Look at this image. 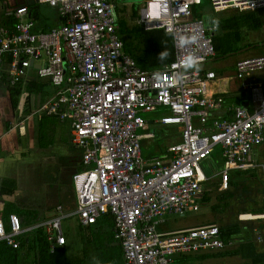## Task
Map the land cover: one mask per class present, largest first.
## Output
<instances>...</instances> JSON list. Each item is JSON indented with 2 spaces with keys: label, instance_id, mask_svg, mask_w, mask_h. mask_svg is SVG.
<instances>
[{
  "label": "built area",
  "instance_id": "1",
  "mask_svg": "<svg viewBox=\"0 0 264 264\" xmlns=\"http://www.w3.org/2000/svg\"><path fill=\"white\" fill-rule=\"evenodd\" d=\"M36 1L57 7L65 22L37 32L27 19V5L7 8L12 23L0 24V79L7 72L9 85H26L30 69L35 68L40 78L56 87L36 113L71 121L72 143L85 166L73 176L74 214L84 225L111 214L124 264H175L177 253L224 247L217 224L175 234H166L159 225L166 213L184 215L199 208L197 198L208 178L201 164L215 148L222 147L227 158L219 172L220 187L226 190L230 170L245 167L246 156L264 140V55L236 64L240 80L263 73L243 82L251 101L235 105L231 119L218 116L209 124L225 100L208 93L216 72L202 68L217 55L213 36L218 29L197 17L203 0L145 1L139 23L146 29L163 28L173 37L174 59L159 69H143L126 53L111 0ZM211 4L215 12L264 8V0H211ZM193 33L199 36L197 43L181 47V35ZM193 51L202 58L201 69L185 72L177 82L181 59ZM162 108L166 112L157 120L178 125L181 141L169 147V160L146 159L138 130L149 128L145 114ZM59 208L41 226H47L49 240L64 245L63 219L70 214ZM35 227H24L16 213L7 220L0 214V241L17 248Z\"/></svg>",
  "mask_w": 264,
  "mask_h": 264
},
{
  "label": "crops",
  "instance_id": "2",
  "mask_svg": "<svg viewBox=\"0 0 264 264\" xmlns=\"http://www.w3.org/2000/svg\"><path fill=\"white\" fill-rule=\"evenodd\" d=\"M5 1L11 4L10 6L27 5L29 8L27 19L34 22V30L37 32L49 31L61 26L65 22V18L57 7L45 4L46 6L48 5V8H43L40 5H44V3L36 0H0V8L7 7V4L4 5ZM111 1L115 6L118 22L117 30H119V19L124 20L125 16L129 19L127 21L128 25L132 26L139 23V14L144 4L136 6L135 3L127 4L121 2L123 4L119 5L116 0ZM50 7L51 9H49ZM136 7L137 10H135ZM256 12L261 19L258 29L264 33V8L256 10ZM205 22L209 24L213 21L210 18L206 19ZM11 23L12 20L6 14L2 18L0 17V24L11 25ZM251 43L262 44L258 47L244 50L248 51L253 49L258 50V52L235 59L231 71L222 68L219 64H214L212 67L207 64L209 61L220 58L219 54L212 57L202 66L204 70H214L216 72V77L208 82V93L215 97H222L225 100L218 111H213L212 117L208 122L209 124L212 122V119L218 116L231 119L234 114L233 108L235 105L240 101H251L250 92L243 86V82L261 78L263 73L256 72L243 80L235 76L236 64L240 59L264 55V38L258 41L254 40ZM232 55L229 54V56ZM28 78L26 87H29V81L31 79L33 81L39 80L38 82L44 83L46 88L42 91H35L31 95L28 94L27 90L24 91L25 93L20 91V94L14 99L11 95V86L7 83L0 82V210H3V212L0 211V214L7 220L8 217L6 215L10 211L9 214L16 213L20 216L24 227L37 226L23 237L25 239L24 244L17 248L12 247L14 249H21L24 254V261H20L19 264H39L37 263L38 259H36L35 250L32 249L36 234L39 230H42L51 252L63 246L49 240L48 228L46 225L41 226V224L55 217L58 214L59 207L65 213L70 214L69 216L75 215L77 205L73 176L75 173L84 170L85 166L81 151L72 143V124L70 119H61L56 114H48L45 112L40 114L36 113L42 104L54 95L56 87L48 78H40L35 68L30 69ZM49 86L55 87V91L50 92L48 90ZM28 96H31L29 102H27ZM35 102L38 103L37 106ZM27 103H29V106ZM27 107H31V112H25V108ZM160 111L161 113L166 112L163 108ZM35 117H37V122H35ZM147 119L149 125H158L162 128L173 126L162 124L151 115L147 116ZM30 120L32 121L30 122ZM64 121H69L70 124H62L65 123ZM195 123L199 124V121L195 120ZM64 130L67 131L65 132L66 138L68 136L67 139L61 136V132ZM144 130H149V128ZM177 132L179 134L178 140L181 141V130L179 126ZM141 135H143L144 139L154 136L152 132H146ZM174 143H177L176 140L166 145L159 156L144 157L146 159L159 158L169 160L172 157L169 147ZM263 144L264 140L261 144L251 149L246 156L245 162L247 165L245 167L232 168L230 170L229 188L226 190L220 187L221 178L219 175L227 159L223 148L221 147L223 162L219 171L217 170L212 173L210 169L204 170L203 164L210 162V156L202 162L203 171L208 178L202 183V190L197 198L200 206L197 210L201 208L202 203L211 204L217 221H210L209 223L199 224L193 227L217 224L220 229V236L224 240L225 245L222 248H205L192 252L177 253L175 255V264H209L212 258H220L221 256H238L237 263L231 264H264ZM255 170H258L259 174ZM255 194L261 198V207H253L255 209L254 211H238L235 201L254 202L253 196ZM241 207L245 209L250 208L246 205H241ZM169 214L176 213H166L161 217L162 222L159 225L161 229H166L168 220L165 219V216ZM227 214L229 218L226 216ZM245 216H251V218ZM231 218L240 221L244 230L243 234H240L241 230H238L240 234L238 237H231L233 234L231 230H234V228L227 229V231L224 229V226L231 224ZM65 219L67 217L63 219V223ZM97 222L99 224L95 226L94 231L106 237L113 235L114 240L111 242V245L120 247L115 237L113 216L111 214H105ZM79 223L82 224L80 218ZM63 231L67 238L68 235L66 234L64 225ZM108 233L111 235H108ZM69 241L67 238L66 244H69ZM3 242L11 246L5 240L0 241V243ZM222 249L225 250L222 251ZM189 254H196L195 259L191 261L189 256H187Z\"/></svg>",
  "mask_w": 264,
  "mask_h": 264
},
{
  "label": "trees",
  "instance_id": "3",
  "mask_svg": "<svg viewBox=\"0 0 264 264\" xmlns=\"http://www.w3.org/2000/svg\"><path fill=\"white\" fill-rule=\"evenodd\" d=\"M224 16V17H223ZM197 17H201V12L197 13ZM211 18V17H210ZM211 21L218 22V29L226 31L230 40L233 41L231 49H225L223 44L218 40L217 35L214 34L213 42L217 54L227 56L229 54L238 53L249 48L258 47L262 43H249L244 46H235L236 42L241 40V29L244 26H249L250 29L257 30L261 23V19L256 11L243 12L235 15H221L219 17L211 18ZM126 25H125V24ZM163 28L146 29L143 24L136 23L132 26L128 25L123 19H119V38L123 41V47L126 53L132 56L136 63L143 69H157L162 68L167 63L171 62L175 56L173 37L171 33H167ZM165 53L163 57L159 54ZM159 57V58H158ZM9 60V59H8ZM39 80L33 81L30 79L28 94L35 91H42L46 85ZM1 83L9 85L8 73L4 72L0 79ZM20 84V83H19ZM11 86V95L14 99L20 94L18 84ZM31 96H28L27 102L30 101ZM29 106V103H27ZM25 112H31V107L25 108ZM10 211L8 212V214ZM8 214L6 217H8ZM83 230L81 240V249L77 252L78 255L70 257L72 248L68 244L58 247L54 252L50 251L49 245L46 241L42 230L36 234V239L32 249L35 250L37 263L39 264H124L123 249L112 246L111 242L114 236H104L101 233L95 232L94 228L99 224L84 225L79 223ZM68 239L70 234L66 231ZM25 239L22 238L21 245L24 244ZM24 254L21 249H14L7 245L6 242L0 243V264H19L24 261Z\"/></svg>",
  "mask_w": 264,
  "mask_h": 264
},
{
  "label": "rangeland",
  "instance_id": "4",
  "mask_svg": "<svg viewBox=\"0 0 264 264\" xmlns=\"http://www.w3.org/2000/svg\"><path fill=\"white\" fill-rule=\"evenodd\" d=\"M116 1L119 3V5H121L123 3H127V4L135 3L136 6H139L141 4H144L146 0H116ZM121 2H123V3H121ZM4 5H6L7 7L5 6L6 8H4V7L0 8V17L1 18L3 16H5V11L7 8L13 7V6H10L11 4L7 3L6 1H5ZM40 6L43 8H48L47 7L48 5L46 6L45 4L40 5ZM49 9H51V7ZM135 10H137V7L135 8ZM199 11L201 12V17L205 20L210 19V17L215 18V17H219L221 15H235L238 13L250 12V11H239L237 9H227L226 11L215 12L213 10L211 0H203L202 5L199 6ZM124 21L127 22V21H129V19L125 16ZM215 35H217L218 40L223 44V47L225 49H228V50L231 49V44L233 43V41L230 40V36L226 31L219 29ZM263 38H264L263 31H261L259 29L258 30H255V29L252 30L249 28V26L248 27L244 26L241 29V40H240V42H236L235 46H244V45L249 44L250 42H252L254 40L258 41L259 39H263ZM257 52H258V50L252 49V50H248V51H240L238 53H234L233 55L230 54L232 56L227 55L229 57L220 55V58H218L214 61H209L207 64H209L210 67L214 66V64H219L222 68L231 71L233 69V62L235 59H238L239 57H245V56L253 55ZM18 87H19L20 91L23 90L22 91L23 93H25L24 92L25 90H27V92L29 91L28 87H26L23 83L18 84ZM48 90L50 92H54L55 87L49 86ZM35 105L37 106L38 103L35 102ZM38 107H40V106H38ZM149 115H151L155 120H157L161 116V111H157L154 114H152V113L151 114H145L146 117ZM36 118L37 117H35V119ZM31 121L32 120H30V122ZM35 122H37V119ZM64 122L65 123H62V124H70L69 121H64ZM177 129H178V125H173V126H169L167 128H162V127H159L158 125L153 126L152 124L149 125V130H144L142 128L139 129L138 134H143L146 132H152L154 134V136L151 138H145V139L142 138L141 145H142L143 155L144 156H159L161 151L165 149L166 145H168L169 143H171L172 141H175V140H176V142L180 141V140H178L179 134L177 132ZM65 132H67V131H65V130L62 131L61 136H64V138L67 139L68 136L66 138ZM262 157H264V155H262ZM261 161H263V160H261ZM222 162H223L222 148L218 147L210 155V162L203 164L204 170L210 169L212 173L216 172L217 170L219 171V169L222 165ZM209 163H211L210 166H209ZM255 172L257 174H259L258 170H255ZM253 197H254V200H253L254 202H251V201H248V202L235 201V205L238 207V211H245V210L254 211L255 209L253 207H255V208L261 207V204H260L261 198L259 196H257V194H255ZM241 205H246V206H249L250 208L245 209V208H242ZM0 211L3 212V210H0ZM226 216L228 217V214ZM245 217L251 218V216H245ZM165 219L168 220V222L166 223L167 227H166V229L164 228L162 230L166 234H175V233L190 229L188 227L194 228L193 226H196L199 224H206V223H209L210 221H217V219H215V214L212 211V206H211V204H208V203H202V206L199 210L188 211L184 215L169 214V215L165 216ZM230 223L231 224L224 226V229H225V231H227V229L234 228V230H231L233 233L231 235V237H238V236H240V234L244 233V230L242 228L240 221H237V220L231 218ZM63 225H64L65 230L68 231V233L71 236L68 246H70V248H72L70 251V257L73 258L76 255H78L77 251L79 249H81V244H82L81 236H82L83 230L81 229L80 224H79V216H77L75 214L73 216L67 217V219L64 220ZM238 230H241L240 234H239ZM108 235H111V234L108 233ZM235 239H237V238H235ZM225 249H222V251ZM193 255H191V254L187 255V256H189L191 261L195 259L196 254H193ZM237 258H238V256L237 257H222L221 256L220 258L214 257L211 259L209 264H211V263H219V264L237 263V261H236V260H238Z\"/></svg>",
  "mask_w": 264,
  "mask_h": 264
},
{
  "label": "clouds",
  "instance_id": "5",
  "mask_svg": "<svg viewBox=\"0 0 264 264\" xmlns=\"http://www.w3.org/2000/svg\"><path fill=\"white\" fill-rule=\"evenodd\" d=\"M52 3L54 4L55 0H52ZM212 23H213V25L218 26L217 21H213ZM167 33H168V31H167ZM198 40H199V36H198V34H195V33H193L191 35H181V37L179 39V45L181 47H188L189 45H195ZM164 55H165V53L159 54L160 57H163ZM202 63H203L202 58L200 56L196 55V53L194 51L187 53L180 61V66H181L182 71L178 73L179 78H177V82L182 80L183 74L185 72L199 71L201 69ZM159 78L161 79V81H163L162 76Z\"/></svg>",
  "mask_w": 264,
  "mask_h": 264
}]
</instances>
